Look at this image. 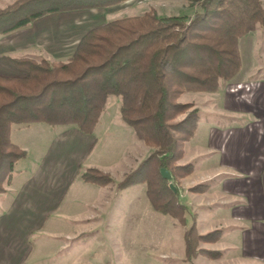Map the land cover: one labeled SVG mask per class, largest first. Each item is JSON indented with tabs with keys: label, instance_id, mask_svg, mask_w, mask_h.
<instances>
[{
	"label": "trees",
	"instance_id": "obj_1",
	"mask_svg": "<svg viewBox=\"0 0 264 264\" xmlns=\"http://www.w3.org/2000/svg\"><path fill=\"white\" fill-rule=\"evenodd\" d=\"M126 1L15 0L0 9V35L50 14ZM199 2L202 11L190 20L159 18L149 10L91 29L66 62L9 59L26 76H0V194L9 185L15 163L25 155L10 139L12 127L44 123L91 135L108 98L116 97L121 121L151 151L119 186L144 185L152 209L182 224L185 207L174 181L192 173L191 164L179 162L195 136L199 110L179 99L186 93H215L232 81L242 67L238 41L257 29L264 32L262 0ZM160 169L167 170L171 179H162ZM79 178L98 187L112 183L95 168L81 170ZM172 184L175 192L169 188ZM189 190L203 193L206 184ZM192 230L185 234L189 254ZM214 234L218 230L198 238L209 241Z\"/></svg>",
	"mask_w": 264,
	"mask_h": 264
},
{
	"label": "rangeland",
	"instance_id": "obj_2",
	"mask_svg": "<svg viewBox=\"0 0 264 264\" xmlns=\"http://www.w3.org/2000/svg\"><path fill=\"white\" fill-rule=\"evenodd\" d=\"M14 1L9 2L12 4ZM199 1L201 0H128L107 8L61 13L79 12L77 18L83 23L79 34L82 32V35L109 21L140 16L149 10L156 12L159 18L183 16L190 20L202 11ZM9 2H5L3 8L10 5ZM262 2L264 6V0ZM73 31L64 33L62 40H76L80 37ZM1 36L4 35H0L2 47L11 43L8 37ZM238 46L242 67L232 81L221 84L215 93H186L179 99L181 103H192L199 110L195 136L185 145L187 160L184 162L191 164L192 173L174 181L180 203L185 207L182 224L152 209L144 185L134 184L125 188L119 186L124 177L148 157L151 151L137 141L132 129L121 121L118 112L119 98L109 97L91 135L80 132L75 135L73 127H53L44 123L12 127L10 139L25 155L14 165L11 185L5 188L8 193L0 194V264H264L251 256L236 258L237 252H226L222 249L225 241L221 242L223 234L220 227L229 219L230 213L222 204L224 201L237 200L234 196H224V174H229L233 179L242 175L241 168L248 165L249 154H253V141L244 146L247 154L245 160L231 162L235 167L224 165L220 161L219 152L208 150L210 128L222 131L227 127L238 129L239 120L243 116L247 118L241 121L242 124L246 126L247 123H253L252 116L250 115L252 120L248 117V110L254 115L263 112L257 106L264 107V32L257 29L249 33L238 41ZM32 55L37 57H29L27 53L19 51L13 53V58L39 62L41 57H45L42 52ZM43 60L49 63L60 62ZM21 71L23 73L19 77H2H25V71ZM252 84L254 87L250 88ZM239 85L242 88L237 90ZM256 85L258 87L255 88ZM237 94H243L244 99L235 100ZM260 126L258 128L262 131L263 126ZM258 128L252 126L250 130L253 132ZM77 140H91L86 148L83 166L95 168L112 179L107 187H100L109 191L108 201L114 203V216L111 217L110 226L101 221L99 224L79 226V183L72 185L61 207L53 211L51 216H46L45 210L37 209L38 203L30 202L22 193L44 161L48 165L50 161L63 159L69 165L67 169L72 168L75 163L79 165ZM138 146H141V151ZM144 150H147V154ZM261 154V159L253 160L252 170L247 168V171H257V166H264V151ZM217 172V176L204 182L205 192L193 193L189 190L195 184L203 183L201 179ZM253 180L254 176L244 178L245 192L247 189L251 191ZM83 229L92 230L88 234L79 235ZM190 229H193L191 254L187 253L185 242V234ZM217 230L219 234L211 236L209 241L198 238ZM231 237L235 238L234 235ZM246 250L250 253V250Z\"/></svg>",
	"mask_w": 264,
	"mask_h": 264
},
{
	"label": "crops",
	"instance_id": "obj_3",
	"mask_svg": "<svg viewBox=\"0 0 264 264\" xmlns=\"http://www.w3.org/2000/svg\"><path fill=\"white\" fill-rule=\"evenodd\" d=\"M9 1L12 2L14 0H0V8H3L4 3ZM78 16L79 12L51 14L37 19L32 24L22 29L1 36L4 38L8 37L11 43L2 47V40H0V76L9 75L12 77H19L22 75L23 72L10 65L11 63L8 61L9 59H14L13 53L19 51L27 53L29 57H37L32 54L35 52H42L45 54V57H41L40 60L46 59L62 62L69 59L70 55L76 49L80 38L84 35V33L80 35L82 32L79 34V30L82 29L83 23L79 22ZM69 30H74L73 32H77L80 37L78 36L76 40H72V38L62 40L63 34ZM252 87H254L253 84L250 85V88ZM256 87H258V85H256L255 88ZM236 92L231 93L233 94ZM242 95H235V100H237V98L240 100L244 99ZM234 103V105H236L237 101ZM257 108L260 110L262 109L263 112L254 115L252 111H247L249 114L248 117L250 118L251 115L253 118V120L250 118L253 121L252 124L247 123L246 126L242 124L241 121L247 118L243 116L242 120H239L240 127L238 129L227 127L222 131L210 128L207 140L208 150H210V152H219L220 161H222L224 165L226 164V166L233 167H235L234 163L231 162H239L246 159L247 154L245 152V147L253 141V154H249L250 158L248 165L241 168L243 169V171H241L243 172L242 175L233 179L230 178L232 176L229 174H224L225 178L222 181L224 196H234L237 200L224 201L222 204L230 213L228 214L229 219H226L225 223L220 227L223 234L221 242L225 241V245L222 249L226 252L230 250L237 252L236 258H248L251 256L259 260V262L264 263V166L262 168L257 166V171H247V168L252 170L254 164L253 160L255 161L257 159L256 161H258L262 156L261 152L264 151V107L260 108L257 106ZM260 125L263 126L262 131L258 128ZM252 126L258 129H254L252 130L253 132H251L250 128ZM73 131L75 135L79 133L74 128ZM77 141L79 142V165L75 163L72 168L67 169L69 165L66 164L63 159L50 161V163H48L49 166L47 165V161H44L42 163L43 168L41 166L37 175H35L33 179H30L28 182L29 185L25 187L22 193L25 194L30 202L38 203L37 206L39 208L37 209H43L45 210L46 216H51L53 211L61 207L72 185L74 183H79L77 192H79V207L82 209H79V226L99 224V221L110 226V222H112L110 221L112 219L111 217L114 216V203L108 201L109 191L95 185L86 184L79 178L80 171L89 168L84 167L83 162L87 154L86 148L89 147L91 140ZM57 142H60V140H57ZM14 144L17 145L16 143ZM140 147L141 146H138L141 151L142 148ZM144 151L147 154V150ZM184 160H187L186 153L181 164ZM183 164L190 163L184 162ZM218 174L217 172L210 177L207 176L201 179L203 183L198 184H204L205 181ZM251 175L254 176L253 184L250 185L251 191L247 189L245 192L244 188L246 187L245 184H243L244 178L252 177ZM12 176L13 173L11 178ZM11 181L12 179H10L9 185H11ZM5 193H8L7 189H5L3 194ZM245 198L247 199L244 200ZM84 209L86 210L85 212ZM92 229H83L79 235L88 234ZM94 230L96 231V229ZM232 235H234L235 238L231 237ZM246 249L250 250V253H248Z\"/></svg>",
	"mask_w": 264,
	"mask_h": 264
},
{
	"label": "water",
	"instance_id": "obj_4",
	"mask_svg": "<svg viewBox=\"0 0 264 264\" xmlns=\"http://www.w3.org/2000/svg\"><path fill=\"white\" fill-rule=\"evenodd\" d=\"M159 173H160V176H161L162 179H164V180H170V179H171V176H170V174H169V172H168L167 170H165V169H160V170H159ZM169 188H170L173 192H175V188H174L172 185H169Z\"/></svg>",
	"mask_w": 264,
	"mask_h": 264
},
{
	"label": "built area",
	"instance_id": "obj_5",
	"mask_svg": "<svg viewBox=\"0 0 264 264\" xmlns=\"http://www.w3.org/2000/svg\"><path fill=\"white\" fill-rule=\"evenodd\" d=\"M241 88H242V85H239L238 88H237V90H240ZM243 88H245V86Z\"/></svg>",
	"mask_w": 264,
	"mask_h": 264
}]
</instances>
